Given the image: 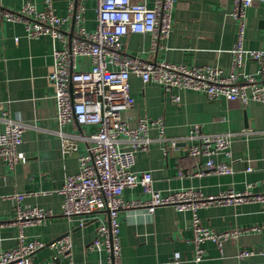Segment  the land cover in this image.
<instances>
[{
	"label": "crops",
	"instance_id": "obj_1",
	"mask_svg": "<svg viewBox=\"0 0 264 264\" xmlns=\"http://www.w3.org/2000/svg\"><path fill=\"white\" fill-rule=\"evenodd\" d=\"M27 1L39 10L44 8V0H0V6L17 10ZM51 2L56 14L68 17L63 29L67 37L71 36L75 24L68 16L69 0ZM77 3L85 6L83 26L93 30L95 2L77 0ZM232 7L233 0H175L171 32L160 41L156 51L150 49L149 34L136 32L123 37V48L150 62L216 66L222 75H227L238 36V21L230 14ZM244 24L243 46L264 49V0H252L246 9ZM52 61L50 36L28 37L22 22L0 19V131L7 118L24 123L19 150L26 156L25 163L17 162L12 167L0 158V251L16 243L19 229L12 223L15 214L12 195L23 192L27 193L24 205L52 213L39 224L23 229L26 240L49 243L69 235L73 242V264H105L104 251L85 247L96 236L99 222L107 219V212L95 211L83 220L80 216L69 219L62 214L63 196L59 189L67 175L78 171V153L86 150L85 136L95 127L74 121L64 124L62 132L77 149L61 153L54 91L47 78ZM85 64L87 67L88 63ZM242 70L257 75L258 63L246 59ZM129 92L134 105L121 111V118L130 127H135L141 118H160L164 124L162 137L166 139H158L159 129L151 126L148 136L152 141L147 151L135 157L134 170L150 171L154 189L162 194L183 188H192L204 195L223 190L264 192V102L251 100L242 105L225 97L209 99L201 91L177 87L168 92L156 82L143 83L134 74L129 76ZM171 93L179 96L178 102L172 101ZM195 124L206 133H233L231 174H194L204 162L187 153L188 145L193 142L187 135ZM171 139L177 140L174 149L170 146ZM224 159L222 155L214 157L215 161ZM122 196L125 201H147L150 197L140 185L125 188ZM192 216L190 210H177L172 205L156 206L151 214L143 208L121 209L117 217L121 264H165L173 259L178 264L264 263L260 252L264 247V204L247 202L197 208L200 225L216 232L261 228L228 239L221 248L214 241H203V257L199 261L194 259ZM243 248L253 250L254 254L239 258L237 252ZM66 262V257L48 245L32 255L33 264Z\"/></svg>",
	"mask_w": 264,
	"mask_h": 264
},
{
	"label": "built area",
	"instance_id": "obj_2",
	"mask_svg": "<svg viewBox=\"0 0 264 264\" xmlns=\"http://www.w3.org/2000/svg\"><path fill=\"white\" fill-rule=\"evenodd\" d=\"M93 1L96 25L93 30H87L82 24L85 6L78 4L77 0H69L68 16L75 24V31L69 37L63 29L68 17L56 14L51 0H44L42 10L29 1L17 10L0 6V19L22 22L28 37L48 35L51 38L53 61L47 78L54 91L61 153L77 149L68 135L62 132L64 124L74 121L95 127L85 136L88 141L86 150L78 153V171L67 175L59 189L63 196L62 214L69 219L80 216L83 220L95 211L107 212V219L99 222L96 236L85 249L104 251L105 264H121L117 217L118 212L125 208H143L148 214L159 205L190 210L196 261L203 257L201 243L205 240L214 241L221 248L228 239H235L246 231H259L261 228L258 226L213 231L200 225L197 208L247 202L264 204V192L223 190L215 195H204L192 188H183L162 194L154 189L150 171H135L134 164L136 154L147 151L152 141L148 136L151 126L159 129L158 139L163 136V121L160 118H141L135 127H130L121 118V111L134 105L129 92L130 74L140 77L143 83L156 82L168 92L177 87L201 91L209 99L225 97L242 105L251 100L264 102V49L245 48L242 43L246 9L252 0H233L230 14L238 21V36L227 75H222V70L216 66L189 67L168 61L150 62L125 52L123 37L130 32L149 34L150 49L157 50L160 41L171 32L175 0H152L151 4L147 0ZM246 59L258 63L257 75L242 70ZM170 97L172 101H179L177 94L171 93ZM24 128L21 121L7 118L4 129L0 131V158L11 167L17 162H26V156L19 150ZM232 135L230 132L206 133L197 124L191 127L187 138L193 142L188 145L187 153L204 159L203 167L194 172L195 175L232 173L229 160ZM176 142V139H171L172 149ZM218 155L225 159L215 161L214 157ZM137 185L149 194V199L125 201L123 190ZM26 194L17 192L12 195L15 201L12 223L17 225L19 232L13 247L0 251V264H33V253L47 245L66 257V264H73V242L69 235L49 243L38 239L26 240L25 227L37 225L52 215L39 207L24 205ZM260 252L264 255V247ZM252 254L253 250L245 248L237 252L239 258ZM165 264L178 262L173 259Z\"/></svg>",
	"mask_w": 264,
	"mask_h": 264
}]
</instances>
